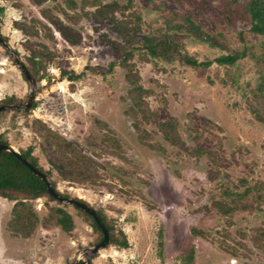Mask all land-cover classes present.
<instances>
[{
	"label": "rangeland",
	"instance_id": "obj_1",
	"mask_svg": "<svg viewBox=\"0 0 264 264\" xmlns=\"http://www.w3.org/2000/svg\"><path fill=\"white\" fill-rule=\"evenodd\" d=\"M250 25L247 0H0L26 68L51 58L35 106L0 113L1 137L128 241L88 264H264V36ZM151 39L208 64L153 57ZM28 93L0 45V102ZM25 201L0 197V264H74L99 242L77 207Z\"/></svg>",
	"mask_w": 264,
	"mask_h": 264
},
{
	"label": "trees",
	"instance_id": "obj_2",
	"mask_svg": "<svg viewBox=\"0 0 264 264\" xmlns=\"http://www.w3.org/2000/svg\"><path fill=\"white\" fill-rule=\"evenodd\" d=\"M237 1V0H232ZM247 10L250 15L251 25L250 29L252 32L264 36V0H247ZM5 39V38H4ZM148 52L153 57H163L165 59H171L174 54L180 55L181 59L190 66H201L207 65L208 63L197 62L195 59L187 56L181 55L180 44L173 41V39H154L149 40L146 46ZM241 54L234 55H221L215 59L218 64H229L232 65L238 59ZM51 58L42 60V62H33L32 69L28 68V71L32 77H35L38 73V67L41 64H49ZM38 64V65H36ZM74 77V76H73ZM72 78V77H69ZM7 103H15L12 98H7V100L1 101L0 105ZM35 105L32 104L30 107L33 108ZM30 108V109H31ZM5 111H0V113ZM0 143H8V141L1 137ZM22 157H24L33 167L38 169L48 178L50 177L49 171H44L40 166H38L35 158L32 155L31 147L26 150H20ZM54 190L63 197H69L68 194H63L56 189L55 182L50 180ZM46 196L50 199L53 197L48 193L45 182L37 175H35L28 167H26L20 160L17 159L12 153L2 150L0 151V197L7 199L9 201H14L15 205H22L26 201L32 200L39 197ZM75 200L84 203L89 206V204L83 199L73 197ZM91 207V206H90ZM92 208V207H91ZM79 211L84 213L91 221L92 225L99 232L98 241L102 239V233L96 222L88 215L85 211L77 208ZM102 220L108 232V245L118 246L120 248H127L129 246L128 241L122 231H119L120 236L116 235L113 231L112 226H110L101 211L94 209ZM56 213V223L64 231H70L73 227V220L69 213L64 209L58 207L55 209ZM192 252L188 255L185 264H191ZM70 264H73L70 263Z\"/></svg>",
	"mask_w": 264,
	"mask_h": 264
},
{
	"label": "water",
	"instance_id": "obj_3",
	"mask_svg": "<svg viewBox=\"0 0 264 264\" xmlns=\"http://www.w3.org/2000/svg\"><path fill=\"white\" fill-rule=\"evenodd\" d=\"M0 45L7 51L10 58L12 59L13 63L18 67V69L22 72L25 79L27 80L29 84V93L27 97V101L25 103H7L0 105V111H6L9 109H21L25 110L28 109L33 100H34V85L35 80L30 75L28 69L26 68L25 64L21 61V59L18 57L15 51H13L9 44L4 40L2 35L0 34ZM5 150L10 153H12L15 157H17L18 160H20L26 167H28L35 175L39 176L46 185L48 193L58 202L60 203H66L69 205H72L74 207H77L83 211H85L88 215L92 217V219L96 222L99 229L102 233V239L95 243L92 247L85 248L81 251L79 257L75 260L74 264H88L90 259L102 248L106 247L108 245V232L105 228V226L102 223V220L98 216V214L95 212L93 208L90 206L81 203L77 200H75L73 197H63L59 193H57L54 188L52 187L50 179L44 175L42 172H40L38 169L33 167L24 157H22L19 150H17L14 146L8 143H0V151Z\"/></svg>",
	"mask_w": 264,
	"mask_h": 264
}]
</instances>
